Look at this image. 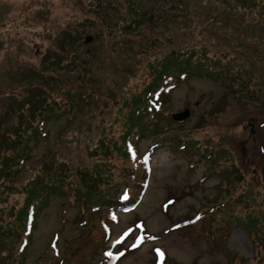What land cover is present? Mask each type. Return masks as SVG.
<instances>
[{"label":"rangeland","instance_id":"rangeland-1","mask_svg":"<svg viewBox=\"0 0 264 264\" xmlns=\"http://www.w3.org/2000/svg\"><path fill=\"white\" fill-rule=\"evenodd\" d=\"M172 52L202 75L175 72L168 93L152 91L164 145H124L132 104L149 97ZM21 132L27 148L5 153ZM177 134L187 149L174 147ZM0 144L5 172L17 174L0 187V225L12 230L0 264H264V243L220 213L264 224V0H0ZM43 169L69 171L65 193L19 236ZM97 169L119 194L91 216L79 194L96 199L78 172ZM137 182V206L121 207Z\"/></svg>","mask_w":264,"mask_h":264},{"label":"trees","instance_id":"trees-1","mask_svg":"<svg viewBox=\"0 0 264 264\" xmlns=\"http://www.w3.org/2000/svg\"><path fill=\"white\" fill-rule=\"evenodd\" d=\"M185 55H189V53H185ZM180 56L176 55L175 57V53H171V56L169 57L168 63L166 65H164L162 67V70H156L157 74H158V78L157 80L152 84L151 89L147 92V95L145 96L144 100L142 101H138L135 104H132V110L130 112V118H129V122L128 123V127L129 131L126 133V136H124L123 141L126 143L124 145H128L130 144L131 146H136L137 142L139 143L141 140L143 141L144 137L147 136H152L153 138V147L155 149V146L160 145H164V141L166 139V136L164 135V131L161 132L158 130V126H157V122H158V115L155 114L157 113L155 111V109L157 110V106H161V100L160 101H154L152 99V94L153 93H158L159 95H165L166 93L169 92V87L170 86H175L176 83L175 82V76L176 73H180L182 74V76H184V78H187V74L188 76H193V75H202L201 73V69L199 67L194 68V66H190V68L186 69V71H183V69H181V65L183 64V60L184 59H189L190 57H186V58H178ZM191 56V55H189ZM174 61V62H173ZM164 68V69H163ZM195 69V71L197 72H193L192 70ZM187 73V74H184ZM152 91H154L152 93ZM159 98V96H158ZM159 112V110H157ZM43 121H46L48 119L47 116H43L42 117ZM25 124L22 122V127L24 125L27 124V121L24 119ZM173 123V122H171ZM174 124V123H173ZM28 126V125H27ZM126 129V130H127ZM166 131V130H165ZM24 132V131H23ZM126 132V131H125ZM134 133V135H133ZM22 132L19 133L18 135L16 133H11V138L13 139L9 146L6 145V143H3L6 145V151L5 153L10 150V149H16L17 146H19L20 144H22L24 146V148H27V145L29 143V140L27 139H22L21 138ZM170 138L172 137L171 135L169 136ZM173 137H175V140L173 141V145L175 143H179V148L176 147L174 145V147H176V149H180V147H184V150L187 149V146H189L190 144L184 142L183 138L180 135H174ZM101 137H99L100 139ZM101 140H104L103 138H101ZM131 140V142H130ZM137 142H136V141ZM105 141V140H104ZM183 142L186 145H183ZM128 143V144H127ZM2 144V145H3ZM0 144V151L2 150L3 146ZM192 145V144H191ZM108 145L105 144L104 142H99L98 147L99 149H101V153L105 154L108 156ZM194 147H198V144L196 145H192ZM191 149H193L191 147ZM217 150V148H216ZM205 154L209 153V149L206 148L204 150ZM222 152L226 153V151L222 150ZM3 154V153H2ZM0 153V156L2 155ZM210 154V153H209ZM218 156H220V153L218 154ZM3 160H0V187H1V183L2 185L4 183H6L9 179L11 180V178L15 179L16 175H12L11 172H5V165H6V156L3 157ZM209 157V156H208ZM209 161L212 162V164L214 165V163H216L215 158H213V154H210L209 157ZM142 163V161H141ZM143 168L145 167L144 164L142 163ZM235 165L231 166V169L234 167ZM18 167V166H15ZM67 170V169H66ZM44 171V174L41 176H38L35 180H33V182L28 185L27 187V193H28V199H27V203L24 206V208L21 210L20 216H23L22 219V223L17 231V234H19V236H21L22 234H27V232H31V230L36 227V223H37V219L38 216L40 214V212L46 208V203L49 201V198L51 195H55L56 193H59V196H63V194L65 193L64 190V186H63V180H66L65 177H68L69 175V171L67 170L68 173H66V171L61 170L58 171L56 170L54 173L50 170H42ZM82 171V170H81ZM100 170H96L97 174H94L95 172H89V171H82V172H78L80 173V177L81 180L84 184V186L87 189V192L89 193V195H93L95 197V203L91 204L89 202V200L87 199L86 196H83L82 194H79L81 196V201L86 202V205H84L85 209L87 211L90 212L91 216H93L95 213H101V209L105 207L106 204L109 203L110 199H114L115 197L118 196L119 191L116 188V186H106V187H102L104 185V182H107L111 179L105 180L103 179V176H108L110 173L109 172H103ZM123 177L125 178V182L127 184H131L133 182V180H137L135 178V175L132 173V171L130 173L127 174H123ZM2 180L6 181L3 182ZM123 182V181H121ZM139 182V181H138ZM138 182L137 185L135 187V193L133 191V189L131 187H126L125 191H123L122 193H120V200H118L117 202H120V206L123 208H128L131 206L136 207L138 204V201L141 198V194L143 191L139 192V188H138ZM140 186H144V184H142L141 182L139 183ZM130 188V189H129ZM143 188V187H142ZM5 190V188H3V191ZM106 190V191H105ZM109 190V191H108ZM6 191L11 192L10 189H6ZM2 189L0 188V197L2 195ZM109 197V199H108ZM241 199H239L240 201ZM126 206V207H124ZM215 210H218V208H216ZM231 211V208L228 209H220V213H225V216L227 217V220L224 225L227 226L229 229L233 228L231 227L230 224H235L238 225V227H240L241 229H244L246 232L250 233L251 235L254 234L256 235L257 238H259L263 243H264V232L260 231V227H262L264 224L260 225L259 221L256 220L253 217H248L245 221H242L240 218H236L235 216H231L227 213H229ZM105 212V210H104ZM200 216H195L192 219H188V223L191 222H196L198 220L201 219V214H199ZM209 215L210 217H212V219L214 220V222L216 221L217 216H214L210 211L209 212H204V216ZM232 222V223H231ZM230 223V224H229ZM139 225H141V223H137ZM198 224V223H197ZM195 224L194 226H199ZM141 228V226H140ZM32 230V231H33ZM11 228L7 227L5 228V226L0 225V247L1 244L4 240H6L11 232ZM262 232L261 234H257L255 232ZM254 232V233H253ZM32 233V232H31ZM30 233V234H31ZM27 247V246H26ZM157 256L158 257H165V254L163 252V250L157 249L156 250ZM162 254V255H161ZM107 261H102L99 264H107ZM92 264H98V261L93 262Z\"/></svg>","mask_w":264,"mask_h":264},{"label":"water","instance_id":"water-1","mask_svg":"<svg viewBox=\"0 0 264 264\" xmlns=\"http://www.w3.org/2000/svg\"><path fill=\"white\" fill-rule=\"evenodd\" d=\"M91 41V38L88 37L86 42H90ZM189 117V111H186L185 113H182V114H175L173 116V119L176 120V121H183L185 119H187Z\"/></svg>","mask_w":264,"mask_h":264},{"label":"snow or ice","instance_id":"snow-or-ice-1","mask_svg":"<svg viewBox=\"0 0 264 264\" xmlns=\"http://www.w3.org/2000/svg\"><path fill=\"white\" fill-rule=\"evenodd\" d=\"M162 255V254H161Z\"/></svg>","mask_w":264,"mask_h":264}]
</instances>
